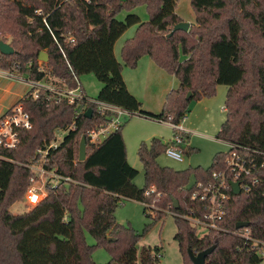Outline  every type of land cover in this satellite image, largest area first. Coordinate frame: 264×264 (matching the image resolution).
<instances>
[{"label":"trees","instance_id":"obj_1","mask_svg":"<svg viewBox=\"0 0 264 264\" xmlns=\"http://www.w3.org/2000/svg\"><path fill=\"white\" fill-rule=\"evenodd\" d=\"M179 0H0V22L3 30L10 26L15 53L0 54V69L29 74L31 79L46 76L38 72L40 53L46 52L48 75L58 87L75 86L74 76L93 74L102 84L98 100L155 122L180 125L190 112L193 101L215 96L217 86L228 87L226 119L218 140L227 143V153H217L207 169L195 167L174 170L161 167L157 159L169 143L154 138L140 145L138 156L143 164L146 185L139 188L131 178L137 176L127 159L121 126L102 144L87 140V158L79 160V146L87 132L105 125L107 118L87 103L76 120V130L66 135L58 149L50 152L45 169L71 179L62 180L48 189V196L30 211L13 214L9 207L20 199L14 186L26 192L32 171L27 167L40 163L39 150H45L56 139V132L70 127L77 105L66 101L48 102L45 93L33 100L28 92L18 103H24L33 122L31 130L20 133L16 150L0 148V264H96L94 247L86 242L85 230L106 248L111 262L119 264H161L160 249L144 247L140 256L138 244L143 234L117 222L116 211L123 199L142 203L153 223L172 215L177 225L175 240L185 264H192L188 250L198 254L215 246L206 264H261L264 249V181L250 192H230L226 215L219 229L208 230L199 238L193 220L208 212L204 202L193 199L198 182L208 183L214 173H226L231 154L264 163V0H191L196 28L169 34L183 20L177 15ZM145 5L150 15L143 22L135 14L118 20L123 10ZM230 16L225 17V14ZM13 25V26H12ZM137 26L136 35L127 39L121 50V63L115 45L124 33ZM1 34V31H0ZM192 35L193 38H189ZM74 42H71V40ZM20 47L17 50L15 47ZM65 54V57L63 56ZM181 54L186 59L181 61ZM179 80V88L166 97L159 114L147 112L127 88L124 66L136 69L143 57ZM32 68H28L29 65ZM253 71V91L240 94ZM85 92V91H84ZM86 93V92H85ZM188 93L191 97L187 99ZM237 97L236 103L233 102ZM17 103V104H18ZM93 117H85L87 110ZM169 118H171L169 120ZM174 137L189 133L175 129ZM194 149L189 148V152ZM185 152V151H184ZM25 163V167H20ZM264 180V169L254 173ZM150 192L148 195L147 193ZM174 200L179 208H174ZM155 203V205L153 204ZM158 208L157 216L151 213ZM149 210L151 212H149ZM248 224L249 236L238 234L236 225ZM115 239V241H109Z\"/></svg>","mask_w":264,"mask_h":264},{"label":"rangeland","instance_id":"obj_2","mask_svg":"<svg viewBox=\"0 0 264 264\" xmlns=\"http://www.w3.org/2000/svg\"><path fill=\"white\" fill-rule=\"evenodd\" d=\"M176 12L184 20V22H191V27L197 29V17H195L191 0H179ZM130 13L139 16L143 22H148L150 20V15L145 5H139L132 9L123 10L119 14L118 20L124 21L127 15ZM227 16H230V13L225 14V17ZM3 26L4 23L0 22V40L11 45V43H14V38H16V40H18V38L14 37V35L9 32L10 26H7V28L4 30ZM137 28V26L129 28L117 41L115 45L116 57L120 62V50L123 47L122 45L127 39L133 38L136 35ZM189 38L194 39L192 35H189ZM258 42L264 50V43L260 41ZM15 48L17 50L21 49L17 46ZM180 58L182 62L186 59L183 54H181ZM263 58L264 52L261 54L260 60ZM38 62L43 63L44 60H39L38 57ZM128 70L131 69H128V67L124 66V72ZM253 74L254 72L251 70L247 84L239 89L240 94L254 92L253 83L251 81L253 79ZM169 77L172 78L174 84L176 85V89H178L179 80L170 74ZM50 79L51 81L54 80L53 77ZM79 80L84 91L86 92L85 94L89 96V98L97 99L102 88V84L98 81V79L93 74H86L80 76ZM49 81L50 80H48V84ZM0 86V89L2 90L5 88L7 91L12 90L15 93H19L21 95H26L30 90V88L24 83L14 80L12 81L11 79H6L5 77H0ZM74 87H76V85ZM141 95H139V97H142ZM227 95L228 87L219 85L217 86L215 96L200 102H191L189 106L191 111L188 112L187 118L184 120V125H186V122L188 124H192L193 132L189 135L188 144L184 148L185 154L183 155V161H176L167 156L166 153H163L157 159V163L161 167H170L174 170H186L195 167L207 169L211 166L217 153H227L230 150V146L227 143L217 139L220 127L225 121L227 115L225 112ZM236 101L237 97L234 98L233 102L236 103ZM125 123L126 124L122 129V134L126 144L127 159L134 171L138 173L133 182L139 188H144L146 185L145 173L143 164L141 163L138 156L140 145L142 143L149 145L154 138L161 139L163 143L167 144L172 140L174 131L172 127L165 123L151 121L139 116H134L131 119L126 120ZM189 148L194 149V151L187 153ZM19 165L20 167L26 166L25 163H20ZM37 165L40 166L41 163H38ZM27 167L29 168V166ZM50 178L49 182L51 180ZM18 184L20 183L18 182L15 184L13 191L15 190V194L20 196V199L9 207V210L15 215L24 214L35 207V205H31L28 202L26 196L27 191L22 192ZM153 204L155 205V203ZM152 210V212L150 210L149 212H151L153 216H157L156 212L158 211V208L155 207V209ZM116 219L119 224L131 228L137 233L143 234V238L140 240L137 246L139 260L144 247H158L161 253V264H185L179 244L175 240V236L177 234V225L172 215H167L161 222L153 223V220L146 215V208L142 203L123 199L116 211ZM196 229L199 238L204 237L208 231L205 227L201 226H196ZM85 237L87 244L94 247L93 260L96 262V264H119L117 262H111V254L106 248L96 246L97 242L88 232V230H85ZM261 252V256L263 258L261 264H264V249Z\"/></svg>","mask_w":264,"mask_h":264},{"label":"built area","instance_id":"obj_3","mask_svg":"<svg viewBox=\"0 0 264 264\" xmlns=\"http://www.w3.org/2000/svg\"><path fill=\"white\" fill-rule=\"evenodd\" d=\"M71 42H74V40L72 39ZM63 56L65 57V54H63ZM45 64L47 63H39L38 72L46 73V76L41 80L31 79L28 73L21 74L16 70L6 71L0 69V76L19 81L28 86L30 88L29 92H31L30 97L33 98V100H39L47 92L53 95L52 97H46L48 102L54 99L57 103L66 101L69 105H77L78 110L75 112L73 124L67 129L57 131L56 139L47 149L37 151L40 160H43L40 161L41 165L35 164L29 166L33 176L30 179V186L27 189L26 196L28 202L35 206L47 198L49 188L57 187L62 180L71 182L70 178L57 174L55 170L45 169L43 163L46 162L50 152L59 148L66 135L76 130V120L81 114L80 109L83 111L86 104L89 103L96 107V112L99 115L107 118L105 125L92 128L87 132L86 138L92 144H102L114 132L118 131L119 128L125 124L126 120L137 116L118 105L89 98V96L85 94L79 78L76 76H74L76 87L69 88L67 84H63V87H58L54 83V78V80L51 81L50 78H52V76L48 75ZM28 68H32V65L30 64ZM48 80H50L49 84ZM170 119L171 118H169V120ZM163 123L168 124L181 133H187L183 128V124L172 125L169 122ZM32 128V118L30 113L25 109L24 103L21 102L16 104L0 117V148L4 150H16L20 144V133L22 131L31 130ZM184 143V138L173 136L166 149V155L176 161H183L185 152L181 148V145ZM227 166L228 172L214 173L210 182H198L195 185L192 197L200 202H204L208 207V212L203 215V219L193 220L194 226L205 227L207 230L219 229L218 222L222 221L225 217L226 204L230 200V192H233L231 186L232 182L239 183L242 193L243 191L250 192L255 186L264 181L260 177H254V173L257 170L264 169V163L259 164L256 160H247L233 153L227 160ZM49 178L51 179L50 182ZM147 194L149 195L150 192ZM238 234L248 237L249 231L247 228L241 229L238 230Z\"/></svg>","mask_w":264,"mask_h":264},{"label":"crops","instance_id":"obj_4","mask_svg":"<svg viewBox=\"0 0 264 264\" xmlns=\"http://www.w3.org/2000/svg\"><path fill=\"white\" fill-rule=\"evenodd\" d=\"M121 50H120V56H121ZM115 55H116V47H115ZM128 71L124 72V69H123V77H124V80L126 82L127 88L130 91V93L142 103L143 109L145 111L151 112L154 114L161 113V111L163 110V106H164L167 95L172 90H176V85L174 84L172 78L169 77V74L165 72L163 69H161L159 66H157L155 62L147 56L143 57L139 61L136 69H131ZM136 71H139V72H136ZM0 77L2 78L3 76H0ZM139 95H141L142 97H139ZM24 97L25 95L15 93L12 90L7 91L5 88L3 90L0 89V117L3 116L9 109L15 106ZM197 102H200V101H197ZM182 124H183L184 130L187 133L192 134L193 125L188 124L187 122H186V125H184L185 121ZM134 179L135 177L131 178L132 181H134Z\"/></svg>","mask_w":264,"mask_h":264},{"label":"water","instance_id":"obj_5","mask_svg":"<svg viewBox=\"0 0 264 264\" xmlns=\"http://www.w3.org/2000/svg\"><path fill=\"white\" fill-rule=\"evenodd\" d=\"M191 25H192L191 23H187L184 21L180 22L179 24H177L174 27L172 32L169 34V37H171L175 32H178V31L188 32ZM0 52L5 56H12V55H14L15 50L11 45L0 40ZM39 60H44L43 63H48L49 62L48 54L44 53V52L40 53ZM190 97H191V93H188L187 99H189ZM92 115H93L92 109L87 110V112L85 113V117L88 119H91ZM86 158H87V138H86V136H83L81 138L80 146H79V160L81 162H84L86 160ZM231 186H232V189H233V192L235 195L241 194V189H240L239 183L232 182ZM174 208L175 209L179 208V204L175 200H174ZM247 226H248V224L246 222H240L236 225V229L237 230L245 229V228H247ZM109 241L110 242L115 241V239H109ZM215 249H216V247L213 246V247H210V248H208V249H206V250H204L198 254H195L192 250L189 249L188 255H189V258H190L192 264H206L207 257H209L215 251Z\"/></svg>","mask_w":264,"mask_h":264}]
</instances>
